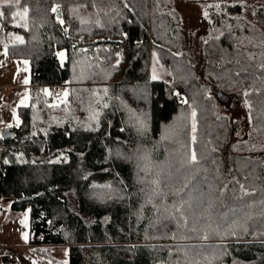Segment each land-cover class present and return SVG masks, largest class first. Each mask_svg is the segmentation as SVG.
Returning <instances> with one entry per match:
<instances>
[{"label": "trees", "instance_id": "obj_1", "mask_svg": "<svg viewBox=\"0 0 264 264\" xmlns=\"http://www.w3.org/2000/svg\"><path fill=\"white\" fill-rule=\"evenodd\" d=\"M170 2L0 5V32L21 37L8 55L27 60L30 75L14 136L0 137V200L29 212L31 245L69 246L68 264H264V8L253 11L261 31L236 20L240 5H224L229 17L208 8L221 34L204 43L200 70ZM76 5L96 20L80 23ZM15 7L27 9L24 21ZM120 50L127 65L112 82ZM152 53L169 81L149 77ZM201 76L212 92L248 101L252 139L227 165L228 121ZM60 81L68 95L52 105L46 91Z\"/></svg>", "mask_w": 264, "mask_h": 264}, {"label": "rangeland", "instance_id": "obj_2", "mask_svg": "<svg viewBox=\"0 0 264 264\" xmlns=\"http://www.w3.org/2000/svg\"><path fill=\"white\" fill-rule=\"evenodd\" d=\"M225 4L231 6L235 4L240 5L241 12L237 17L235 16L236 20L241 19L246 22L248 26L252 27L254 31H261L260 27L254 23L253 11L257 7L264 8V0H171L167 5L169 10H173L177 14L180 21V28L184 32L185 57L200 70L206 63L205 59L209 57L204 43L218 38L221 34V29L215 28L212 25L210 16L208 15V8L212 7L213 11L217 13H221L226 9L225 13L227 17H229V11H227V7H224ZM0 5H3V0H0ZM15 11L19 13V15H17L18 20L24 21V11L16 7ZM205 13H207V15H205ZM69 14L77 18L80 23H91L96 20L94 16L95 13H93L92 9L80 5L71 6L69 8ZM230 16L233 17V14H230ZM3 37L5 38L2 39L6 40V42H10V44L21 42V37L14 33H5ZM17 37L20 39H17ZM116 55L115 61L119 66V72L112 77V82H117L120 79L127 65L126 54L122 50ZM58 57L62 60L64 58V53L62 57L60 55H58ZM147 70L149 71V77L154 80L169 81L171 78L169 71L160 63L154 53H152L149 58ZM200 81L207 87L217 113L224 116L228 121V138L225 148L221 152L222 162L224 165H227L231 148L238 143L250 142L252 139L248 101L245 93L242 91L225 93L222 90H218L212 92L209 90L211 89L210 84L204 76L200 77ZM219 91L222 92V97L217 99L216 96ZM46 92L48 93V91ZM67 95L68 87H63L58 92V95L52 98V105L65 102ZM128 103L130 104L131 101L128 100ZM55 162H61L60 158L56 159ZM1 201L7 205L11 203V199H1L0 202ZM42 247L44 248L45 245L38 244V247H35V249H40V254L36 251L35 254L47 256L45 253L46 251H41ZM57 254L59 255V264H63L64 259L62 254L60 252Z\"/></svg>", "mask_w": 264, "mask_h": 264}, {"label": "crops", "instance_id": "obj_3", "mask_svg": "<svg viewBox=\"0 0 264 264\" xmlns=\"http://www.w3.org/2000/svg\"><path fill=\"white\" fill-rule=\"evenodd\" d=\"M5 33L0 32V132L18 125L17 109L29 103V63L8 55ZM27 81V83H25ZM29 212L13 211L10 204L0 202V264L14 261L18 264H59L60 252L64 263L69 262V247L50 245L42 247L47 256L36 255L29 241ZM38 247V246H36Z\"/></svg>", "mask_w": 264, "mask_h": 264}, {"label": "snow or ice", "instance_id": "obj_4", "mask_svg": "<svg viewBox=\"0 0 264 264\" xmlns=\"http://www.w3.org/2000/svg\"><path fill=\"white\" fill-rule=\"evenodd\" d=\"M20 0H3V5L6 7H11V6H18L19 5ZM53 11H56V9L54 8ZM24 13H27V9H24ZM4 13L0 12V16H3ZM19 15V13H13V16ZM205 15H207V13H205ZM17 39H20L19 37H17ZM58 55H60L61 57L63 56V53H59ZM155 78V77H153ZM25 83H27V81H25ZM193 117H195V112H193ZM193 131H195V123H193ZM196 157L195 154L193 153L192 156V161L195 162ZM177 211H179V209H177ZM66 264V262H65Z\"/></svg>", "mask_w": 264, "mask_h": 264}, {"label": "built area", "instance_id": "obj_5", "mask_svg": "<svg viewBox=\"0 0 264 264\" xmlns=\"http://www.w3.org/2000/svg\"><path fill=\"white\" fill-rule=\"evenodd\" d=\"M63 87H67V84L65 81H60L59 83L53 84L51 86L48 87V93L50 95L51 98H55L58 95V92L63 88ZM40 240V238H38ZM38 245H35L34 247H36ZM5 264H18L14 261H7Z\"/></svg>", "mask_w": 264, "mask_h": 264}, {"label": "water", "instance_id": "obj_6", "mask_svg": "<svg viewBox=\"0 0 264 264\" xmlns=\"http://www.w3.org/2000/svg\"><path fill=\"white\" fill-rule=\"evenodd\" d=\"M59 17H60V11L59 10H56V13H55V18L56 19H59ZM217 99L218 98H220V97H222V92H218L217 93ZM223 99H224V97H223ZM13 136H14V134L10 131V129L9 128H4V129H2V131L0 132V137L2 138V139H4V140H7V139H10V138H13Z\"/></svg>", "mask_w": 264, "mask_h": 264}]
</instances>
